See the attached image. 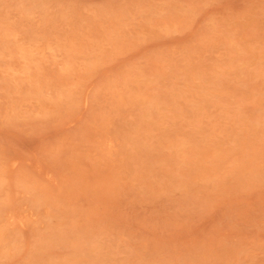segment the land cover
Here are the masks:
<instances>
[{"label": "rangeland", "instance_id": "obj_1", "mask_svg": "<svg viewBox=\"0 0 264 264\" xmlns=\"http://www.w3.org/2000/svg\"><path fill=\"white\" fill-rule=\"evenodd\" d=\"M0 264H264V0H0Z\"/></svg>", "mask_w": 264, "mask_h": 264}]
</instances>
